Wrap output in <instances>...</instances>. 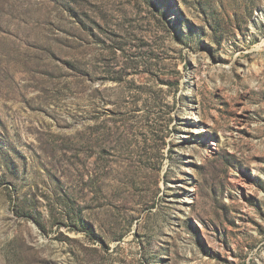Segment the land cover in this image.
Returning a JSON list of instances; mask_svg holds the SVG:
<instances>
[{
  "label": "rangeland",
  "instance_id": "obj_1",
  "mask_svg": "<svg viewBox=\"0 0 264 264\" xmlns=\"http://www.w3.org/2000/svg\"><path fill=\"white\" fill-rule=\"evenodd\" d=\"M0 264H264V0H0Z\"/></svg>",
  "mask_w": 264,
  "mask_h": 264
}]
</instances>
